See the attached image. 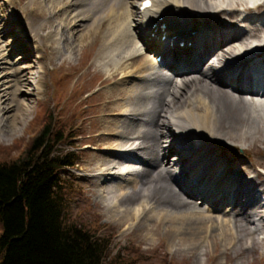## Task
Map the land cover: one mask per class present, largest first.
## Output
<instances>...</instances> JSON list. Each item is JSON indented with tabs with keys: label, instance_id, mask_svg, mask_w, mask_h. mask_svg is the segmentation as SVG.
I'll return each mask as SVG.
<instances>
[{
	"label": "bare ground",
	"instance_id": "obj_1",
	"mask_svg": "<svg viewBox=\"0 0 264 264\" xmlns=\"http://www.w3.org/2000/svg\"><path fill=\"white\" fill-rule=\"evenodd\" d=\"M145 1L136 9L126 0H42L19 11L5 0L14 11L0 9L2 28H16L36 62L14 59L16 42L3 40L0 29V128L15 134L30 114L33 92L41 91V31L47 46L71 53L109 21L98 61L112 69L115 88L104 94L83 179L129 229L134 223L157 235L163 226L173 247L188 250L219 239L237 256L255 252L264 244V183L253 162L236 165L228 148L247 144L250 152L264 141V2L153 0L143 11ZM42 5L51 17L65 10L58 28L51 20L39 26L25 20L39 17ZM66 75L65 85L72 79ZM82 93L63 91V105L78 100L73 108L80 107L71 106L68 124L84 116ZM156 251L173 260L163 248Z\"/></svg>",
	"mask_w": 264,
	"mask_h": 264
},
{
	"label": "rangeland",
	"instance_id": "obj_2",
	"mask_svg": "<svg viewBox=\"0 0 264 264\" xmlns=\"http://www.w3.org/2000/svg\"><path fill=\"white\" fill-rule=\"evenodd\" d=\"M14 1L17 5L16 9L19 11H22V9L26 7H30L31 1L42 2V0ZM126 1H130L134 4L136 9L142 2V0ZM0 9H3L7 15H10V10L12 12L14 11L13 5H7L5 0H0ZM136 9H134V11H136ZM64 11L65 10H62L58 12L55 17H51L42 5L41 10L38 11V13H40L39 17L29 14L25 20L33 23L34 26H39L44 22L48 23V20H51L54 27L52 30H54L58 22L66 16ZM6 20L9 19L7 18ZM4 22L5 20L2 21V23L0 22V29L5 33L1 36L5 37L3 40H13L16 42L12 47L16 51L14 53V59H17L19 56H27L29 58L27 60H30L29 62H36V52H33L31 48L32 45H23L25 38L16 32V28L10 29L8 26L2 28ZM109 24V21H104L96 36H89L82 40V42L75 46L71 53L59 52L55 44L47 46L46 31L40 32V36L43 38V48L45 50L43 54L44 60L42 62L45 73L42 75L43 79L40 82L42 84L41 91L33 92L34 96L31 98L30 104L32 108L30 114L15 134H7L0 128V145L6 148L0 150V158L2 160H11L21 157L27 151L29 145L34 142L33 140L40 136L46 122L49 120L47 114L52 112L54 116L59 117L58 121L55 122L56 125L54 130H59L64 137L63 142L65 144L59 148L64 149V153H68L69 151L72 152V154H79L77 158L78 163L74 168L68 167L61 170L65 180L70 182L74 181L83 191L82 195L76 197L72 196L70 201V214L72 219L82 222L87 227H92V225H95L94 221L97 219V216L93 214V212L100 214L103 218V222L110 223L112 228H114L112 230L103 227L104 229H102V231L108 234H110L111 231L117 233L116 239H114V242L112 241L115 247H123L133 243L140 245L146 252L150 253H153V251L158 248H163L173 258V264H264V244H259L255 252L242 250L243 255L237 256L236 252H232L231 250L225 251L224 243L219 239L215 243H206L200 248L192 246L193 249L188 250L181 246L173 247L171 241L164 232L163 226H160V232L157 235L139 232L140 230L134 223L130 224L132 228L129 229L124 223H120L118 221L119 218H117L115 214L113 215L105 206L99 195V188L83 179V175L85 174V172L81 170L84 163L83 161L92 158V155L89 153L90 148L86 146L94 143L93 138H95L96 127L102 123V111L100 106L105 101L104 94L111 92L115 88L113 80L109 79L112 69L107 71L98 61V56L103 48L105 35L107 36L109 33ZM135 32L139 33L140 30L136 29ZM30 37L32 39L33 35ZM34 43L36 44L37 42L35 41ZM79 68L80 70L78 71L77 69ZM35 72V74L38 75V70ZM66 72L70 73L72 79L65 85L64 81H66L67 77L65 76ZM73 88L83 90L80 99L87 104L85 109L83 106L80 109L83 111L84 118L77 120V123L75 122L76 125H79L78 132H71L70 127L68 132L67 127L60 126L61 122H64L66 117L72 112V109L76 108V110H79L80 108L79 106V108H73L75 105L79 104L78 100L76 102L72 100L70 102L72 104H70L68 108L67 103H64V105L61 103L60 91H64V89L68 91ZM59 108L62 110L58 114L57 110ZM44 116L45 119H43ZM55 120L56 118L54 117V121ZM77 133H81L82 137L78 140H70L72 139L70 137H74L72 134L75 135ZM68 134L70 136H68ZM40 140H42V137ZM247 146V144H244V147L240 149L228 148V151L236 157V162L238 161L236 165H238L239 162H245L247 165H251V162H253L257 173L261 176V182L264 183V141L258 142L250 152L247 150ZM92 151L95 153L96 150L93 149ZM71 158H73V156ZM66 184L69 183L66 182ZM201 201L202 200L199 202L200 205L202 203ZM201 206L202 209H206L207 204L204 203ZM2 232L3 227L0 223V236ZM108 237L111 236L108 235ZM248 242L249 239H247L245 244ZM115 250V252H117L118 249Z\"/></svg>",
	"mask_w": 264,
	"mask_h": 264
},
{
	"label": "trees",
	"instance_id": "obj_3",
	"mask_svg": "<svg viewBox=\"0 0 264 264\" xmlns=\"http://www.w3.org/2000/svg\"><path fill=\"white\" fill-rule=\"evenodd\" d=\"M47 117L21 157L0 158V264H173L167 254L146 253L136 244L116 248L117 233L103 232L114 228L101 218L92 227L72 219L70 201L81 192L61 170L74 168L78 156L59 148L65 143L54 130L58 119L52 112Z\"/></svg>",
	"mask_w": 264,
	"mask_h": 264
}]
</instances>
